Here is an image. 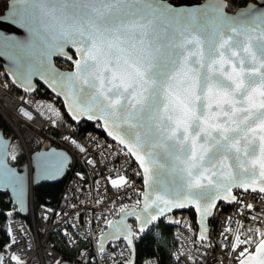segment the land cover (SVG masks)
<instances>
[{"label":"snow or ice","instance_id":"1","mask_svg":"<svg viewBox=\"0 0 264 264\" xmlns=\"http://www.w3.org/2000/svg\"><path fill=\"white\" fill-rule=\"evenodd\" d=\"M227 7V0L192 11L166 0L155 6L148 0H0V25L25 33L21 39L0 31V42L17 49L18 80L40 76L53 91L59 84L57 94L70 101L72 118L103 121L121 152L138 161L142 172L136 175L147 189L143 207L131 212L122 206L121 219L105 221L115 230L106 237L125 241L126 249L137 231L124 223L126 215H134L138 233L147 235L167 212L194 206L211 217L217 201L225 200L251 210L253 223L260 224L244 238L239 233L245 229H237L235 242L221 233L227 254L235 253V264H264V209L243 200L249 193L264 200V0L234 14ZM53 55L73 61L75 71L59 73ZM38 156L44 178L63 174L66 153ZM111 184L118 192L131 187L123 175ZM23 188L0 152V193ZM233 189L243 192L233 195ZM256 235L252 252L248 246ZM96 254L109 260L103 240ZM10 260L21 264L15 253Z\"/></svg>","mask_w":264,"mask_h":264},{"label":"built area","instance_id":"2","mask_svg":"<svg viewBox=\"0 0 264 264\" xmlns=\"http://www.w3.org/2000/svg\"><path fill=\"white\" fill-rule=\"evenodd\" d=\"M8 86L9 79L0 75V117L9 122L14 132L9 162L15 160L13 156L21 154L24 157L29 176V212L24 218L7 220L6 245H12L13 240L17 243L6 247L3 253L5 264H16V261L10 260L13 253L21 258V264H57L61 260H66L67 264H89L90 261L92 264H96V261L113 264L112 256H115L117 264L128 260L130 251L125 248L124 241L108 244L105 252L110 258L107 261L96 254L97 242L98 236L107 227L105 221L115 220L122 206H139L136 201L141 200L144 189L142 176L136 175L140 171L138 165L132 157L121 152V146H116L117 143L97 131L78 135L61 129L57 136L49 137L53 146L66 150L71 156L60 198L54 203L34 206L31 155L42 146V136L51 129L52 123L62 119L63 110L55 98L42 89L36 88L18 98L9 91ZM73 140L76 144L72 143ZM81 145L85 148L83 152L79 150ZM90 158L95 163H88ZM120 175L125 176L131 186L129 189H119L123 195H119L111 184V179H119ZM242 192L233 190L232 194L239 196ZM101 197L104 202L97 204L96 200ZM243 200L245 204L253 203L258 209H264V200H256L250 193L244 195ZM228 207L229 210L220 212L216 217L208 242L197 236L188 213H176L175 237L180 246L173 255L179 264H235V253L232 256L227 254L221 233L235 242L237 229H245L239 233L244 238L247 229H260V224L253 223L251 210L235 202ZM12 209L16 210V207ZM54 234L69 248L78 250L71 255H64L55 247ZM137 235L139 233L135 231L134 242ZM259 239V235H256L253 244L248 246L250 251ZM121 252L123 256L119 255ZM142 264L159 263L156 257L150 256Z\"/></svg>","mask_w":264,"mask_h":264},{"label":"water","instance_id":"3","mask_svg":"<svg viewBox=\"0 0 264 264\" xmlns=\"http://www.w3.org/2000/svg\"><path fill=\"white\" fill-rule=\"evenodd\" d=\"M148 2L153 4V6H155L156 0H148ZM220 2H221V0H200V1H197V0H166V3L170 4L173 8H175L177 10H184V11H192V10H197V9H202V8H208L210 10L212 6L219 4ZM255 3H257V0H251V1L247 2L245 5L235 9L233 12H228V13L234 14L236 12V10L244 9L246 7V5L255 4ZM0 31H3L4 33H6L8 35L19 37L21 39L25 38L24 31L22 29L16 28L13 25H9V24L0 25ZM65 51L72 55L73 61L79 59V55L75 51L74 47H68L65 49ZM16 55H17V49L13 46L12 43H10L8 41L0 42V69L10 79L11 84L16 89H18L24 93H27V92H30V91H33L34 89H36L38 85H41L42 87H44L49 92V94L51 96H53L55 98V100L59 101L62 104L66 115L69 117V119L72 122H74V123L86 122L88 124H97L99 129L102 131L103 135L107 139L111 140L114 143H117L116 141H114V139L112 137L108 136L107 129L104 127L103 121H97L95 119L88 120L86 116L81 118V119L72 118V114L70 113V111L67 108V105L70 103V101L65 99V96L63 93H61L59 95L57 94L58 92H60V85L59 84L56 86L57 91H53V88L50 87L48 84H46L40 76H33L30 79L19 81L18 80L17 64L15 62ZM57 59L68 62L69 64H71L72 68L68 69V70H63V69L59 68L55 63V61ZM73 61H68L59 55H53L50 57V62L52 64V66L59 73L74 72L75 66H74ZM57 79H58V77H57ZM65 91H66V89H65ZM11 143H12V140L10 138H5L3 133L0 131V152L3 153L4 162L10 168H13L16 170V173L22 178L24 188H23V190H17L15 192H13L11 189H9L3 193H8L9 199L12 202V204L16 207V210H17L19 216L24 218L28 215V212H29V176H28V171H27V167L25 164L22 165L21 167L12 166L10 164L9 152H10ZM51 150L66 153L67 154V160H68L67 166L70 165L71 156L66 150H64L62 148H57L55 146H50L47 143L42 144L40 149L34 151L31 155V164H32V168H33L32 180H31V187L32 188L39 186L41 184H45V183L58 182L64 178V176L66 174L67 166L65 167V169L62 170L63 174H57L55 176V178H44L43 173L40 172L38 169V166H37V162L39 160L38 154L39 153H47V152H50ZM132 159L138 165V161H136L134 157H132ZM140 171L142 172V169H140ZM142 180H143V189H144L143 192H145V191H147V189L144 186L143 177H142ZM233 190H237V189H233ZM240 191H243V189H240ZM218 204L230 206V204L227 203L225 200L217 201V205ZM142 207H143V197L141 198V203L138 207H129L126 209L128 211H131V212H138ZM215 209L216 208L212 209L213 213H214ZM189 210H191L195 215V223H196V227H197V236L201 240L208 242L209 241L208 221L212 218L213 215L211 217H202V215L195 210L194 206L187 207L184 209H174L171 212H167L163 216L159 217L156 221H154L153 225L156 224L159 220H162L163 218H165L166 216L176 214V213H180V212H186ZM119 219H121V211L119 212L118 217L113 221H117ZM124 223L127 225H130L133 229H137V232H138L137 221H136V217L134 215L124 216ZM149 227H151V226H149ZM108 232H115V230L110 229L108 224H107V227L105 228V230L98 236V241H102V240L104 241V249H106L108 244H110L111 242L123 241V240H116L112 237H106V234ZM102 234H105V235H102ZM115 234L119 235V233H115ZM128 249L130 251V256H129L127 261H130L131 264H134V260H135V253H134L135 242H134V240H133V244L131 246H129ZM251 251L254 252L255 247H253V249ZM62 261L64 262V264H67L66 260H62Z\"/></svg>","mask_w":264,"mask_h":264},{"label":"trees","instance_id":"4","mask_svg":"<svg viewBox=\"0 0 264 264\" xmlns=\"http://www.w3.org/2000/svg\"><path fill=\"white\" fill-rule=\"evenodd\" d=\"M200 1V0H197ZM251 0H227L228 7L226 9L227 12H233L235 9L245 5L247 2ZM56 65L63 69L68 70L71 69L72 66L68 62L57 59L55 61ZM0 75L8 78L3 71L0 69ZM9 79V78H8ZM37 88L42 89L48 95L49 92L38 85ZM9 91L21 98L25 93L16 89L10 82L9 79ZM50 95V94H49ZM56 103L61 106L63 110L62 119L55 121L52 123L51 129L43 134L42 136V144L47 143L50 146H53L54 143L49 138L51 136H57L61 129L71 131L78 135H83L91 131H97L101 135H103L102 131L98 128L97 124H88L86 122L74 123L69 117L66 115L62 104L56 100ZM0 131L3 133L5 138H10L12 141L14 140V134L8 124L0 117ZM10 164L12 166L21 167L24 165V157L23 155H18L14 161L10 160ZM63 179L58 182L53 183H45L39 186L32 188V199L33 205L38 206L40 204H50L57 202L60 198L62 187H63ZM14 205L9 199L8 193H0V253H4L6 250V244L8 241L7 235V220L12 218H20L17 210L12 209ZM229 210L228 206L223 204H218L214 215L208 221V229L209 236L212 230L213 223L218 216V214L222 211ZM10 213V215H8ZM180 213H188L191 217L192 228L195 233H197V227L195 223V215L189 210L186 212ZM155 226H151V232L147 235H142V238L135 240V260L134 264H142L143 260L146 257L154 256L158 260L159 264H177V260L175 259L173 252L175 249L179 248L180 242L175 237V232L177 230L176 226V214H172L166 216L162 220H159ZM149 237H153L150 239ZM53 239H55V247L59 249L64 255H71L75 253L78 248H69L61 238L57 235H53ZM122 264V263H120Z\"/></svg>","mask_w":264,"mask_h":264},{"label":"rangeland","instance_id":"5","mask_svg":"<svg viewBox=\"0 0 264 264\" xmlns=\"http://www.w3.org/2000/svg\"><path fill=\"white\" fill-rule=\"evenodd\" d=\"M9 116H10V115H9ZM10 117H11V119H12V116H10ZM4 121L8 124V126L10 127V129H11L12 132H13L12 126H10L9 122H8L7 120H5V119H4ZM13 134H14V132H13Z\"/></svg>","mask_w":264,"mask_h":264}]
</instances>
